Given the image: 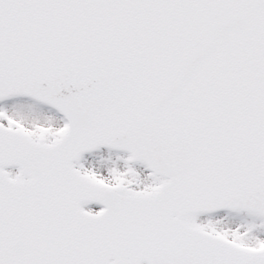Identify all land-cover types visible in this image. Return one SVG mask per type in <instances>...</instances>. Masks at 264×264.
I'll return each instance as SVG.
<instances>
[{
	"label": "snow or ice",
	"instance_id": "1",
	"mask_svg": "<svg viewBox=\"0 0 264 264\" xmlns=\"http://www.w3.org/2000/svg\"><path fill=\"white\" fill-rule=\"evenodd\" d=\"M0 264H264V0H0Z\"/></svg>",
	"mask_w": 264,
	"mask_h": 264
}]
</instances>
